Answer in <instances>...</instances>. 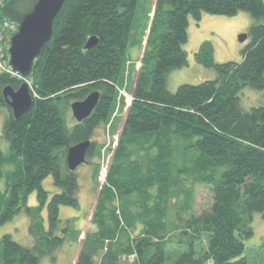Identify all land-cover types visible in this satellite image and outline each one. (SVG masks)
I'll use <instances>...</instances> for the list:
<instances>
[{"label": "trees", "instance_id": "16d2710c", "mask_svg": "<svg viewBox=\"0 0 264 264\" xmlns=\"http://www.w3.org/2000/svg\"><path fill=\"white\" fill-rule=\"evenodd\" d=\"M35 2L2 0L0 16L18 24ZM136 5L137 0H65L49 41L26 76L32 104L19 118L13 116L2 89H17L23 79L0 74V106L8 109L1 135L9 143L7 155L0 150V166L12 165L4 174L0 224L24 210L35 239L25 246L10 234L2 235L0 264H38L42 255L63 243L64 236L55 234L59 207H75L79 187L76 171L67 167L66 151L89 140L90 163L100 147L92 136L108 121L125 81ZM238 11L264 17V1H154L143 46L140 41L143 51L131 99L92 208V227L80 239L73 264H120L121 257L130 256L131 264H248L242 240L252 229L246 225L254 212L264 211V106L244 110L238 94L244 86L264 89V23L250 25L239 62H216L211 44H200L195 59L213 67L215 79L182 83L175 91L166 86L167 72L187 64L183 44L189 16L199 20L203 12ZM90 37L96 42L86 48ZM94 91L99 96L91 113L68 126L64 114L71 102ZM183 147L193 148V163L177 167ZM48 175L58 188L52 195L42 185ZM187 175L192 176L190 186L210 185L212 204L200 213L191 211L182 223L171 216L179 219L173 212L178 198L188 199L184 207L192 210L193 188L185 185ZM32 191L36 206L27 205ZM43 206L46 228L41 223ZM202 232L205 246L197 253ZM174 236L177 242L186 241L188 249L167 261L166 246Z\"/></svg>", "mask_w": 264, "mask_h": 264}, {"label": "rangeland", "instance_id": "374dc122", "mask_svg": "<svg viewBox=\"0 0 264 264\" xmlns=\"http://www.w3.org/2000/svg\"><path fill=\"white\" fill-rule=\"evenodd\" d=\"M154 1L155 0H137L126 49L127 58L129 57L132 61H134L133 57L135 53V57L138 58L141 39H143V44L145 43L147 35L146 27L152 15L150 10L153 8ZM256 22L264 23V17L255 19L245 11H238L234 15H216L203 12L199 20H195L192 16H189L187 40L183 44V48L187 53V64L180 68H173L167 72V88L170 91H175L182 83L197 84L204 80H213L216 78V72L213 67L200 64L195 59V52L204 41L209 42L213 47V55L216 62H239L242 58L241 50L248 44L249 38L247 36L243 42H240L238 36L242 33L247 34L250 25ZM139 63L136 64V68L140 66ZM125 66V81L123 85L119 87V91H122L121 93H124L126 96L122 95L120 92L118 93L115 107L108 121L95 129L92 138L100 144V147L94 150V154L89 158L90 163H81L75 170L79 185L77 193L78 204L75 207L68 205H61L59 207L60 223L55 234L60 236L63 235L64 241L51 254L42 255L38 264H73L79 249L78 240L83 237L87 229L92 227V223L90 222L91 210L97 194L99 193V189L103 185L102 180L107 170L108 157L109 154L113 152L118 142L122 120L127 109L126 105L130 102L128 96L130 94L127 91L130 79H126L129 78V74L127 73V68L129 66L128 60ZM28 81L30 82V80ZM238 96L240 105L244 110H248L251 107L264 106V89L244 86L240 89ZM7 114V107L1 105L0 150L3 155L9 153L8 140L1 135L2 126ZM64 116L68 126H72L75 123L70 107L65 111ZM192 149L193 148L190 147L184 148V152H181L183 158L179 160L181 165H177V167L192 165L194 158V151ZM93 167L97 169L96 175L93 173ZM11 169L12 165L8 163H4L0 166V198H2L1 195L6 189L4 174ZM176 170L177 168H174L175 174L177 173ZM191 180L192 176L187 175V178H185V185L193 188L190 189L193 194L192 210L186 205V207H184V204L189 203L188 199L178 198V200H175L173 202V212H177L176 214L179 219L175 215V218L171 216V219L177 222L182 221V223H184L188 220L192 212L195 214L200 213L210 208L212 204L210 185L195 183L190 186ZM42 185L48 191L49 195L58 191V188L53 185L50 175L43 179ZM181 197H184V195ZM27 205H37L35 191L29 193ZM1 209L2 202L0 201V211ZM40 215L42 218L41 223H43L44 228H46L47 210L45 206L41 208ZM29 226L30 218L24 210H21L13 215L11 219L0 224V238L4 234H10L18 243L25 246H32L35 239L29 231ZM246 226H250L252 229V235L242 240L245 247L244 255L247 258L248 264H264V211L254 212L252 214V219L248 221ZM67 227L68 229L65 230ZM137 230L134 232L136 233ZM182 237L186 240L185 235H182ZM205 240L206 233L202 232L201 240H198L195 244L197 253H200L202 248H204ZM177 241L178 236H174L172 242L167 244L165 254L167 261L175 259L180 253L188 249L186 241ZM132 257L133 256L128 258L121 257L120 264H131Z\"/></svg>", "mask_w": 264, "mask_h": 264}, {"label": "water", "instance_id": "95a60500", "mask_svg": "<svg viewBox=\"0 0 264 264\" xmlns=\"http://www.w3.org/2000/svg\"><path fill=\"white\" fill-rule=\"evenodd\" d=\"M65 0H36L31 11L26 13L18 23L17 31L10 38L9 61L14 70L26 77L35 58L40 54L42 47L52 35V24ZM246 33L238 36L243 42ZM96 42L90 37L85 47L89 48ZM6 104L15 118L24 115L32 104L29 86L26 82L20 83L17 89L10 85L2 89ZM99 93H89L83 100L73 101L70 109L74 119L79 122L86 118L97 103ZM90 141L85 140L68 147L66 151V164L69 170L74 171L81 164L87 162L86 154Z\"/></svg>", "mask_w": 264, "mask_h": 264}, {"label": "built area", "instance_id": "2783aa9c", "mask_svg": "<svg viewBox=\"0 0 264 264\" xmlns=\"http://www.w3.org/2000/svg\"><path fill=\"white\" fill-rule=\"evenodd\" d=\"M1 5H2V0H0V6ZM17 28H18V24L15 21L10 20L7 17L0 16V74H7L10 77L23 79V81L26 82L29 88L31 89V84L27 80V78L22 76L16 70H14L9 61L10 55H9L8 50L10 46V38L17 31ZM119 92L121 93L122 91H119L118 89V93ZM121 94L126 96L124 93H121ZM128 96H129V99H131L130 95ZM128 105L129 104H127L126 107ZM108 161H109V157H108ZM107 165H108V162H107ZM106 171L104 173L102 184L105 182Z\"/></svg>", "mask_w": 264, "mask_h": 264}, {"label": "crops", "instance_id": "0c3cea01", "mask_svg": "<svg viewBox=\"0 0 264 264\" xmlns=\"http://www.w3.org/2000/svg\"><path fill=\"white\" fill-rule=\"evenodd\" d=\"M142 46H143V43H142ZM142 46H140V51H139L138 58L135 57L136 53L134 54V57H133L134 61H132L129 57L127 58L128 62H129V66L127 68V73L129 74V78H126V79H130L129 86H128L129 88H127V91H128L129 94H131V92H132L133 84H134V81H135V78H136V75H137V69L138 68H136V64L140 62L139 60H140V58L142 56V51H143V47ZM126 82H127V80H126ZM124 116H125V114H124ZM122 122H123V120H122ZM121 126H122V124H121ZM93 206H94V204H93ZM91 212H92V210H91ZM79 241H80V239L78 240V243H79Z\"/></svg>", "mask_w": 264, "mask_h": 264}]
</instances>
